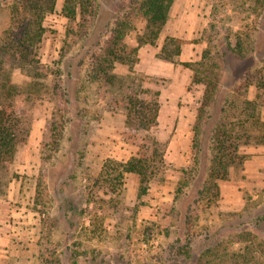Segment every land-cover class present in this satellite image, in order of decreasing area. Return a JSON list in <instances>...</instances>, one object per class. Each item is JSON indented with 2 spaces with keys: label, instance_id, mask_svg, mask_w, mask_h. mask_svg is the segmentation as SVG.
<instances>
[{
  "label": "rangeland",
  "instance_id": "1",
  "mask_svg": "<svg viewBox=\"0 0 264 264\" xmlns=\"http://www.w3.org/2000/svg\"><path fill=\"white\" fill-rule=\"evenodd\" d=\"M138 1L97 0L95 19L68 34L56 0L38 63L12 71L22 132L0 166V264H264V128L219 189L209 177L214 130H242V100H257L264 120V7L173 0L156 40L110 71L114 83L93 79L92 52ZM10 3L0 0V38ZM144 24L138 15L128 45ZM129 95L157 106L148 131L128 121ZM144 150L154 161L142 191L114 162Z\"/></svg>",
  "mask_w": 264,
  "mask_h": 264
},
{
  "label": "trees",
  "instance_id": "2",
  "mask_svg": "<svg viewBox=\"0 0 264 264\" xmlns=\"http://www.w3.org/2000/svg\"><path fill=\"white\" fill-rule=\"evenodd\" d=\"M55 3L56 0H11L10 24L0 38V166L7 167L15 159L22 132L21 116L14 104L19 86L12 79V71L19 67L27 73V67L38 63V47L46 32L44 19L47 13L54 11ZM172 3L173 0H139L137 4H132L130 10L115 20L99 49L92 52L89 76L93 79L106 77L109 80V77L113 78L115 75L110 71L115 68L116 63L131 65L136 59L138 46L145 42L153 43L158 37L169 18ZM252 5L254 8L264 7V0H252ZM62 11L70 22V34L74 26L84 29L95 19L97 0H65ZM138 15L145 20L144 29L138 37V45L131 46L124 38L134 29L133 21ZM180 50V40H176L175 54H179ZM167 55H170L169 52ZM83 62L84 57H81L78 65ZM109 81L114 83L113 79ZM256 87L263 88L264 81L257 82ZM240 106L236 125L241 124L243 131L234 134V129L238 126L232 123H221L214 130V155L209 177L214 179L217 189V180L226 178L229 167L244 161L245 154L240 152L241 143L250 144L258 135L257 132L264 128L257 100L243 99ZM125 109L128 121L140 125L146 131L156 123L157 106L137 96H127ZM250 126L254 127L256 134ZM153 158V154H146L144 150L125 162L114 163L120 168V174H137L140 189L145 191L144 184L151 173L149 168ZM159 160L162 161V153L159 154Z\"/></svg>",
  "mask_w": 264,
  "mask_h": 264
}]
</instances>
